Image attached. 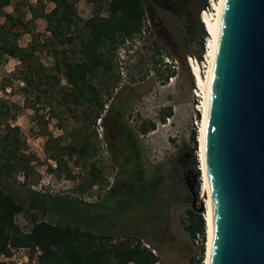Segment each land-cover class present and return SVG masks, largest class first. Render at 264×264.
I'll use <instances>...</instances> for the list:
<instances>
[{"label": "rangeland", "instance_id": "1", "mask_svg": "<svg viewBox=\"0 0 264 264\" xmlns=\"http://www.w3.org/2000/svg\"><path fill=\"white\" fill-rule=\"evenodd\" d=\"M70 1L82 19L96 13L106 15L108 0H95L94 3L85 0ZM187 1L198 3L200 0H168L164 8L155 6V16L161 23L158 33L149 26L145 15L141 30L131 38L122 40L111 52V68L99 67L91 78L98 95H134L128 104L130 112L127 122L136 140V150L145 172L155 171L152 178L159 183L160 195L153 203L157 214L154 217L152 213L142 215L136 211L129 215L114 216L115 214H110L111 209L102 207L97 209L91 226L97 230L105 227L106 231L118 233L140 226L141 219L144 227L139 233L132 230L129 231V236L113 235L108 243H133L139 237L155 250L153 256L156 264H190V258L193 256L195 259L198 251L182 224L186 219V210L190 208L188 188L179 179L170 182V168L165 164L180 149L189 151L192 167L198 173L196 190L200 199L202 173L196 157L198 146L190 139V134L194 133L191 128L192 115L195 114L194 105L197 103L194 93H200V90L194 83L187 57L193 60L192 53L198 49L193 30L199 28L198 14L201 8L197 13V22L190 23L185 14L188 9ZM51 6V2L47 0H10L2 8V11L10 13L14 19L6 22V26L11 29L9 33L22 31L21 25L12 24L16 19L27 23L30 31H22L16 42L25 47L32 38H36L38 44L31 59L32 65L42 64L43 73L54 79H43L39 90L27 88L20 79L21 67L18 60L7 55L0 57V135L6 125L18 126V134L23 141L22 148L28 160L23 168L15 167L11 170L10 180L21 191L30 189L50 196L91 202L98 199L109 184L113 166L105 149L101 127L97 123L99 117L93 115L92 105L86 102L74 104L69 100L64 102L62 97L68 93L69 86L61 71L53 68L62 55L77 58V53L72 56L70 51L76 49L77 41L75 44L57 45L53 39H45L49 33L45 30L46 23L42 18L30 20V7L39 13L47 11ZM1 22H4L2 14ZM76 27L73 33H85L86 29L82 27L81 21H78ZM127 47L131 50L129 53L126 52ZM125 52L126 59L123 63H118L117 55H124ZM202 53L204 48L200 60L195 59L201 76L205 74L206 66ZM165 57L168 63L163 62ZM166 107H170L171 114L160 121L159 115ZM140 121L153 122V129L145 133L139 132L136 127ZM84 142L88 146V153H68L70 146L77 149ZM124 154L129 156L128 151ZM50 155L59 159V168ZM92 163L107 175V178H103L106 182L91 185L80 192L78 188L85 186L89 176L88 168ZM205 212L202 210L203 216ZM105 213L113 220V225L104 226L101 215L105 216ZM34 220L61 222L48 212L26 209L14 217L16 226L22 232H27ZM23 253L26 261L21 264H36L37 250L30 253L25 247ZM10 255L11 251L8 256ZM0 261H3L1 255ZM5 263L15 264L11 260Z\"/></svg>", "mask_w": 264, "mask_h": 264}, {"label": "trees", "instance_id": "2", "mask_svg": "<svg viewBox=\"0 0 264 264\" xmlns=\"http://www.w3.org/2000/svg\"><path fill=\"white\" fill-rule=\"evenodd\" d=\"M47 1L52 4L47 11L36 13L30 7V20L36 17L42 18L46 23L45 30L49 33L45 39H53L57 45L75 44L74 42L77 41L76 49L70 50L72 56L77 53V58L62 55L53 66L61 71L69 86L68 93L62 97L63 101L91 104V95H98L91 83L96 70L99 67L111 68V52L122 40L131 38L141 30V23L145 16L142 1L108 0L105 16L96 13L85 19L77 15L70 0ZM85 1L95 2V0ZM9 2L10 0H0V14L4 16V22L0 23V57L7 55L16 58L21 67L20 79L25 87L39 90L43 79H54V77L43 73L42 64L32 65L31 59L38 44L36 38H32L25 47L17 44L16 38L21 32L30 31L26 22L16 19L12 24L21 25L22 31L9 33L11 29L6 26V22L14 21V19L10 13L2 11ZM204 3L205 0H202L201 8ZM78 21H81L82 27L86 29L83 34L72 32L77 28ZM204 36L205 31L199 24V28L193 32V37L198 43V49L192 53L196 60H200ZM155 50L158 51V48ZM55 82L58 83L57 80ZM170 114V107L164 108L159 115L160 121ZM195 115L198 116L197 113ZM153 127L154 123L151 121H140L137 130L145 133ZM190 139L194 145L196 143L197 147L193 132L190 134ZM22 147L23 141L18 134V126L6 125L4 132L0 135V255L8 256L11 249L26 247L30 253L38 251L36 264H154L156 258L140 245L139 237L133 243H108L113 235L129 236V231L135 230L139 233L144 226H135L118 233H112L110 230L108 232L105 227L97 230L91 226L93 208L90 202L50 196L30 189L21 191L10 177L12 169L23 168L27 163L28 157ZM87 148L85 143L79 152L80 155L88 153ZM73 151L77 150L74 146H70L68 153ZM50 157L56 161V167L59 168V159L54 155ZM97 181L98 177L93 172H89L85 186H80L78 190L83 192ZM107 205L112 204L107 203ZM111 207L112 210L113 205ZM25 209L48 212L61 222L34 220L30 229L22 232L16 226L14 217ZM201 214L202 211L197 212L191 208L186 210V219L182 221V224L191 238L195 233H203L204 218L202 219ZM202 250L203 247L200 252ZM197 261L198 259H194L193 256L190 258V264H195ZM0 264L6 263L0 261Z\"/></svg>", "mask_w": 264, "mask_h": 264}, {"label": "water", "instance_id": "3", "mask_svg": "<svg viewBox=\"0 0 264 264\" xmlns=\"http://www.w3.org/2000/svg\"><path fill=\"white\" fill-rule=\"evenodd\" d=\"M205 151L210 264H264V0H224ZM189 193L201 212L197 191Z\"/></svg>", "mask_w": 264, "mask_h": 264}, {"label": "flooded vegetation", "instance_id": "4", "mask_svg": "<svg viewBox=\"0 0 264 264\" xmlns=\"http://www.w3.org/2000/svg\"><path fill=\"white\" fill-rule=\"evenodd\" d=\"M141 1L149 26L158 33V29H161V23L158 17L155 16V6L164 8V4L168 0ZM186 4L188 7L185 10L187 19L194 24L197 22V13L199 8H201L202 0L198 3L187 1ZM196 30L195 28L193 32ZM91 97L93 115H98L99 117L97 123L101 127L105 149L113 166L109 184L98 199L90 202L93 208L92 217L96 216L98 208L102 209L105 206L110 209L112 205L113 209L110 214H115L114 216L129 215L130 212L136 211L142 215L152 213L154 217L157 214L153 203L160 197L159 183L158 181L154 182L152 178L155 175V171L145 172L144 164L136 150V140L127 122V115L130 112L128 104L131 101L130 99L134 98V95H91ZM84 144L85 142L77 147L78 153L81 152ZM127 151L129 156L124 154ZM165 164H168L170 168L168 175V179H171L170 182L174 179H179L186 185L188 192L194 189L196 191L195 169L192 167L189 151L180 149L173 157L167 159ZM88 172H93L98 177V181L94 183L96 186L106 182L103 178H107V175L103 173L98 165L94 163L89 165ZM108 202L112 205H107ZM101 217V221L105 223L104 226L106 224L113 225V220L108 218L106 213L105 216L102 214ZM140 221L141 226H143V221L141 219Z\"/></svg>", "mask_w": 264, "mask_h": 264}, {"label": "bare ground", "instance_id": "5", "mask_svg": "<svg viewBox=\"0 0 264 264\" xmlns=\"http://www.w3.org/2000/svg\"><path fill=\"white\" fill-rule=\"evenodd\" d=\"M224 0H218L215 5V14L212 16L200 14V22L203 23V28L206 32V38L204 42V58H205V76H201L199 71V65L196 61L190 60V71L193 75L195 85L200 93L197 92L196 95L200 97V105L197 106L200 109V121L198 123V128L196 131L197 140V160L200 164L201 171V193L200 200L203 205V210H205L204 221H205V242H204V255L202 257L201 264H210V253H211V241H212V191L208 177L207 164H206V151H205V141H206V129L207 120L210 107V97L212 90V79L214 62L218 44L219 27L221 21V14L223 9ZM192 61V62H191ZM199 169V168H198Z\"/></svg>", "mask_w": 264, "mask_h": 264}, {"label": "built area", "instance_id": "6", "mask_svg": "<svg viewBox=\"0 0 264 264\" xmlns=\"http://www.w3.org/2000/svg\"><path fill=\"white\" fill-rule=\"evenodd\" d=\"M218 0H205L204 5L202 6V8L199 11L198 14V20H199V16L200 14H205V15H209L212 16V14H215V5L217 4ZM199 23L201 24L202 28H203V23L199 21ZM204 30V28H203ZM205 31V30H204ZM205 38H206V32H205V36L203 38V44L205 42ZM202 58L205 62V58H204V53H202ZM188 59V64H189V60H191L190 57H187ZM193 61H195V58L193 57ZM197 93H194V98L195 101L197 102L194 105V111L195 114H198V119L197 116L194 114L192 115L193 117V127L192 130L194 131V134L196 136V131L198 128V123L200 121V109L197 107L200 105V97L199 95H196ZM196 98H199L196 100ZM194 154H195V149H194ZM197 167V166H196ZM201 217L203 219V213L201 214ZM204 241H205V226H204V220H203V233H195L194 236L192 237V242L193 245L195 247L198 248L197 254H196V259H198V261L195 264H201L202 263V257L204 255ZM140 245L142 247H144L146 250H148L152 255H155V250L153 248H151L147 243H145L143 240H140ZM201 247H203V250L200 252ZM23 250H25V247H17V248H13L11 249V255L10 256H3V261L7 262L8 260L13 261L15 264H21V262H25L26 261V255L23 253ZM154 264H156V262H154Z\"/></svg>", "mask_w": 264, "mask_h": 264}, {"label": "clouds", "instance_id": "7", "mask_svg": "<svg viewBox=\"0 0 264 264\" xmlns=\"http://www.w3.org/2000/svg\"><path fill=\"white\" fill-rule=\"evenodd\" d=\"M131 50L127 47V50H126V52L127 53H129ZM126 52L124 53V55H117V62L118 63H123L124 62V60L126 59V58H124V57H126L125 55H126ZM132 61V60H131ZM130 61V62H131ZM129 62V61H128ZM164 63H168V60H167V57H165V61H163Z\"/></svg>", "mask_w": 264, "mask_h": 264}, {"label": "crops", "instance_id": "8", "mask_svg": "<svg viewBox=\"0 0 264 264\" xmlns=\"http://www.w3.org/2000/svg\"><path fill=\"white\" fill-rule=\"evenodd\" d=\"M20 46V45H19Z\"/></svg>", "mask_w": 264, "mask_h": 264}]
</instances>
